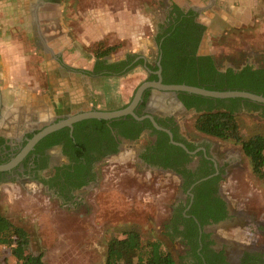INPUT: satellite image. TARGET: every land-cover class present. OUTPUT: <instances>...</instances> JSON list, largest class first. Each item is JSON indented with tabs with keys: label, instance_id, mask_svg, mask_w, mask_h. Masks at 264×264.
I'll return each instance as SVG.
<instances>
[{
	"label": "rangeland",
	"instance_id": "obj_1",
	"mask_svg": "<svg viewBox=\"0 0 264 264\" xmlns=\"http://www.w3.org/2000/svg\"><path fill=\"white\" fill-rule=\"evenodd\" d=\"M8 1L13 3V0ZM174 1L78 0L80 6H71L66 10L67 15L80 11L81 17L89 14V10L98 16L102 15V19L105 13L114 15V26L118 25L122 30L123 34L119 35L124 41L116 37L102 41L106 45L120 47L108 59L113 63L122 58L125 51L134 47L138 48L135 55L147 57L148 54H155L154 38L158 26L163 23L167 8ZM89 2L96 3L95 7L89 6ZM107 2L112 6H100ZM214 14V11L207 14L200 12L197 20L204 24L203 20ZM1 15L10 19L13 13L9 5L0 9ZM250 18L253 22L239 30L232 27L220 35H207V30L199 53L213 57L220 71L228 68L237 70L246 63L255 68L264 67V0L261 6L253 10ZM79 25L77 29L82 30L81 44L84 46L98 41L104 32L102 27L105 23L102 26L84 22ZM18 27L13 28L12 32L16 33V38L21 40L25 50L31 52L34 44L30 40V32ZM94 29L96 40L93 34H89ZM95 45L87 49L83 47L82 57L87 60L83 66L91 68L90 60L94 58L90 51ZM32 66L35 69L23 71L24 75L19 78L13 71H3L5 68L0 56V89L4 93L5 108L15 104L14 95L10 92L12 89H38L47 98L60 102L61 115L91 111L113 112L128 106L137 88L146 81V74L140 68L112 80L83 75L81 81L72 80L71 86L59 88L62 91L57 94L58 86L48 88L46 77L38 68L39 64L33 62ZM14 75L18 80L14 79ZM26 77L34 78L39 85L11 86V82H26ZM52 78L57 79V76ZM196 117L192 113L178 116L181 134L188 140L205 142L211 155L225 168L224 181L219 184L220 190L230 211L239 213L241 219L235 233L231 228L220 235L226 241L242 247H249L253 242L264 246V233L259 232L264 227V179L253 175L248 160L238 146L198 134L194 129ZM237 120L245 139L257 135L264 138V119L257 114L239 113ZM145 142L141 138L133 143H124L118 155L102 162L94 185L78 192L73 201L62 203L52 193L29 182L6 184L0 187V212L14 226L27 233L30 240L28 251L34 255L41 254L42 264H104L109 241L122 238L130 230L137 231L143 243L161 242L178 264L180 247L166 238L164 230L171 208L180 197L178 182L168 174L153 172L139 165L136 155ZM256 230H259L258 233ZM0 264H16L6 246H0Z\"/></svg>",
	"mask_w": 264,
	"mask_h": 264
},
{
	"label": "flooded vegetation",
	"instance_id": "obj_2",
	"mask_svg": "<svg viewBox=\"0 0 264 264\" xmlns=\"http://www.w3.org/2000/svg\"><path fill=\"white\" fill-rule=\"evenodd\" d=\"M171 6L179 8L175 4H171L168 8ZM179 9L184 12L191 11L197 16V23L204 28L197 55L208 56L199 53L208 28L207 23L202 24L197 20L201 11L196 8ZM154 53L153 56L148 54L146 58L138 54L134 62L144 60L143 65L135 67L132 71L137 68L143 70L146 74L144 83L160 82L164 85L157 57V46ZM107 62L111 64L110 61ZM154 63H157L156 72L152 71ZM245 65L249 64L246 63L238 69ZM94 68L95 64L89 78L99 76L109 79L106 77V72L94 76ZM157 73H160V78ZM10 92L14 95L15 104L5 108L4 93L0 89V167L7 166L16 159L28 142L43 129L64 121L68 117L87 113L61 115L59 109L62 105L58 104L60 102H55L42 93L41 96L47 100L46 105L30 103L33 99L31 92L34 91L12 89ZM153 93L157 96L162 95L161 92L152 88L143 93L141 101L134 110V115L139 120L129 116L133 121L126 120L127 117L116 119V122L122 121V124L114 130L110 129L108 135L101 138L89 140L88 126L83 125L84 121L74 124L71 129L63 128L46 136L15 167L0 172V187L9 183L29 182L52 193L62 203L66 200L73 201L78 192L94 185L102 162L118 155L124 143L136 141L125 139L118 132L131 136L141 130L138 139L143 138L146 142L136 155L139 165L153 172L168 174L178 182L180 197L171 208L165 230V234L170 235L171 239L167 236L166 238L169 241L173 240L171 242L180 247L182 259H178V264H264L263 245H255L253 242L249 247H242L235 242L226 241L220 235L221 232L230 231L231 228L235 233L240 227L241 219L239 213L230 211L220 190L219 184L224 181L225 168L211 155L210 148L205 142H194L181 134L178 116L196 114L194 108L186 107V104L191 105V101L180 98L179 94L184 93L176 94L175 100L164 98L163 101L154 99ZM254 114L261 118L260 113ZM145 117H150L157 128ZM69 138L72 139V143L69 142ZM115 149L117 152L111 153ZM77 151L81 153V157L75 162L72 158L78 156ZM202 183L206 185L199 186ZM197 187L200 195L204 196L207 202L212 201L214 197L225 203L226 218L224 220L205 221V214L208 213L204 205L194 206L196 195L194 190ZM190 211L195 212L200 218L189 215ZM258 231L256 230L257 233ZM259 232L264 233V227Z\"/></svg>",
	"mask_w": 264,
	"mask_h": 264
},
{
	"label": "trees",
	"instance_id": "obj_3",
	"mask_svg": "<svg viewBox=\"0 0 264 264\" xmlns=\"http://www.w3.org/2000/svg\"><path fill=\"white\" fill-rule=\"evenodd\" d=\"M196 17L193 12H184L175 6L169 7L166 11L165 19L159 26L154 38L164 85L195 87L212 92H246L264 98V67L255 68L251 65H245L241 69L229 68L221 72L216 67L213 57L197 55L204 28L197 23ZM119 49V46L111 45L109 47L104 42L94 46L92 50L93 58L96 61L94 76L106 72L108 78L122 77L135 67L143 65L144 60L134 62L137 58L135 54H129L123 60L108 63L111 55ZM156 64H153V72L158 70ZM179 96L182 100L191 101V105L186 104V107L187 109H195L197 117L194 122V129L198 134L222 142H231L238 146L243 156L248 160L253 175L259 179H264V138L257 135L245 139L241 135L237 120V114L244 112L260 113L261 119H264V106L239 99L212 100L187 94H179ZM126 120H131V118L127 117ZM120 124L122 121L116 122V120L111 122L95 120L83 122V125L88 126L89 140L108 135L110 129L114 130ZM140 132L141 130L136 135L131 136L118 133L125 139L135 141ZM69 142L72 143V139L69 138ZM55 144L57 143L55 142ZM116 152L115 149L111 153ZM77 154L78 156L73 157L72 161L77 162L81 157L80 152ZM201 185L205 186L206 183L199 186ZM198 187L194 190L196 194L194 206L204 205L208 213L205 214V221L208 219H212L213 222L224 220L226 218L225 203L214 197H212V201H209L210 203L207 202L206 198L200 195ZM188 214L200 218L193 211ZM164 230H166V226ZM165 236L171 239L170 235L165 234ZM29 245L30 240L27 233L14 226L0 212V246H6L10 249L16 264H42V255L30 253L28 251ZM195 256L198 257L196 254ZM179 259L182 258L179 257ZM104 264L177 263L164 249L161 242L148 241L143 243L141 235L137 231L130 230L125 232L122 238L109 241Z\"/></svg>",
	"mask_w": 264,
	"mask_h": 264
},
{
	"label": "crops",
	"instance_id": "obj_4",
	"mask_svg": "<svg viewBox=\"0 0 264 264\" xmlns=\"http://www.w3.org/2000/svg\"><path fill=\"white\" fill-rule=\"evenodd\" d=\"M263 0H175L174 4L179 8H195L199 9L202 14L208 12H215L213 16H206L203 23H207L208 34L220 35L228 31L232 27L236 30L247 27L251 22V15L255 8L262 5ZM78 0H13V3L8 0L0 2V9L3 6L9 5L10 11L13 13L7 19L0 16V56L5 70L13 71L20 78L24 75L23 71H31L33 62L39 64V70L42 71L46 77V85L50 89L52 86H58L57 94H60L64 88L72 85V80H80L82 76H90L93 65L96 63L95 59H91V68L83 58V47H92L96 43H101L104 40H109L110 37L118 38L121 42L124 41L123 34L119 26H114V15L112 13H105L102 15L94 14L89 10V14H84L80 11L78 13L71 12L67 15V10L71 6H80ZM200 2L201 4H195ZM204 4H203V3ZM89 6L95 7L96 3L89 2ZM101 7L112 6L110 3H103ZM97 7V6H96ZM211 8V11L208 9ZM232 16L230 17V15ZM13 18V19H12ZM249 20V21H248ZM95 24V26H102L104 32L98 41L92 44L84 45L82 43V30L77 27L81 23ZM248 22V23H247ZM21 26L22 31L27 30L31 34L30 40L33 41L34 47L32 51H26L21 40L16 38V33H13V28L18 29ZM84 31V30H83ZM85 32V31H84ZM95 29L89 34H93L96 38ZM92 38V39H93ZM91 39V40H92ZM106 44V43H105ZM95 45V46H96ZM107 46H111L110 44ZM89 47V48H90ZM151 47V46H149ZM138 48H131L124 52V56L117 61L123 60L126 55L134 54ZM204 50V49H203ZM156 51V48L154 52ZM92 52L90 51V54ZM206 55V54H205ZM210 56V55H209ZM146 58V57H145ZM32 62L31 64L29 62ZM89 62V64H90ZM10 67V69H9ZM61 74V75H58ZM57 76V79L52 78ZM15 76V75H14ZM28 76V75H27ZM89 78V77H88ZM15 80L18 78L15 76ZM107 79V78H106ZM112 80V78H109ZM54 80V82H53ZM26 82H11V86L22 87L24 85L36 87L39 85L34 78L25 79ZM23 89H21L22 91ZM32 104H47L45 97L41 96V91L32 89ZM27 92V91H25ZM37 100H39L37 102ZM80 99L78 98L77 101ZM50 101V100H49ZM76 98H74V103ZM20 104V103H19Z\"/></svg>",
	"mask_w": 264,
	"mask_h": 264
},
{
	"label": "water",
	"instance_id": "obj_5",
	"mask_svg": "<svg viewBox=\"0 0 264 264\" xmlns=\"http://www.w3.org/2000/svg\"><path fill=\"white\" fill-rule=\"evenodd\" d=\"M158 77L160 78V73H157ZM152 88L156 91L162 93V95L157 96L153 93V98L157 100L163 101L164 98H172L175 100L176 94L184 93L188 95L198 96L202 98L212 99V100H246L254 104L264 106V98L262 96H257L253 94H249L246 92H212L206 91L204 89H199L195 87H188V86H164L160 82L157 83H143L140 85L134 93V96L128 106L123 109L113 111V112H87V113H80L75 116L68 117L66 120L61 121L57 124L51 125L37 135H35L32 140H30L24 150L14 159L9 165L0 167V172L8 171L11 168L15 167L24 157L27 155L29 151L33 149V147L43 138L50 135L53 132H56L63 128L71 129L72 126L76 123L86 121V120H97V121H112L116 119H121L124 117H132L135 120H139L138 117L134 115V110L141 101L143 93ZM156 102V101H155ZM154 103V102H153ZM0 110H1V95H0ZM151 121L153 126L157 128L155 123L150 117H145ZM168 134V132H166ZM169 135V134H168ZM170 136V135H169Z\"/></svg>",
	"mask_w": 264,
	"mask_h": 264
}]
</instances>
